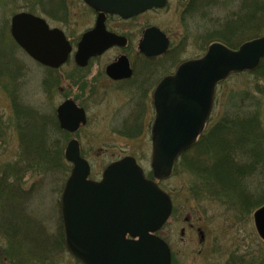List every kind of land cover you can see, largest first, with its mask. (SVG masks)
<instances>
[{
    "label": "rangeland",
    "instance_id": "1",
    "mask_svg": "<svg viewBox=\"0 0 264 264\" xmlns=\"http://www.w3.org/2000/svg\"><path fill=\"white\" fill-rule=\"evenodd\" d=\"M32 1L34 0H0V31L9 33L11 16L19 11H28L27 8ZM249 1L252 0H193L195 6L190 19H187L184 24L182 21V25L189 30L188 38L194 41L204 31L208 33L219 30L224 33L226 30L224 38L227 40L229 38L236 43L237 40L240 42L263 35L264 22L258 25L252 22L256 18L257 9L245 28L238 27L241 33L239 37L234 35V32L227 31L226 23L237 18L236 10H239L240 3ZM80 4L79 0H63L62 14L57 15L58 20L51 19L47 15L46 10L50 6H46L44 12L37 7L31 13L44 18L49 27L63 29L62 20L66 11H69V14H66L70 17L69 24L77 11L84 10L87 13ZM176 10L173 6L172 8L164 6L162 11L148 13L141 20L145 19L147 23L158 26L171 35V44L174 46L184 36L182 25L176 18ZM177 12L179 14V11ZM239 16L242 15L239 14ZM139 20L132 19L131 27L136 26ZM71 29L74 30V25ZM192 41L188 40L187 46L180 52V57L195 58L202 54L203 50H200L196 42ZM7 50L10 49L0 50V70L2 71L0 72V171H11L21 176V189L15 199L17 212L19 211L21 215L19 216L21 223L15 229L13 226L2 225L0 236L5 238L0 237V245L6 250L5 247L12 244L25 252L23 258L26 260L25 264H78L64 250L63 242H61L62 228L58 200L71 167L63 155L67 141L75 137L80 142L81 155L90 165V179L99 180L104 167L124 155L133 156L149 177L152 152L150 129L148 126L138 136L129 140L118 136L113 133L114 122L112 123V115L107 112V109L101 115L106 116V121H92L95 120V109L87 101L85 102L89 114L87 125L77 133L62 132L61 135L48 123L44 124L43 119H51L55 107L61 101V95L62 100L66 97L64 95H77V97L82 95L76 91L75 79L67 78L70 72L69 66L61 69L65 79H62V94L57 86L50 92H46V97L43 95L39 81L41 70L30 64L34 61L16 45L12 46V58L9 61V58H6L9 56ZM68 62H72L71 59ZM236 72L231 73L227 80H223L224 82L216 86L215 95L217 92L218 96L217 99L214 97L206 128L223 113L224 99L228 100L229 96H236L233 93L248 89L251 82L252 84L255 82L262 90L260 109L264 113V87L262 88L260 83H257V80L250 75L236 77ZM153 114L152 110L148 111V125ZM24 117L28 119V126L20 125L23 124V120L20 119ZM39 117L43 118L39 121L41 122L40 136L33 135L32 127L34 119L37 120ZM25 138L33 140L34 146L40 143L49 152L56 146V149L60 151L59 156L56 160L50 159L49 167L42 168L40 171H18L12 164L17 161L18 156L22 155L24 147L22 140ZM191 149L185 151L186 153L182 154L185 156L177 160L171 176L160 183V187L169 194L172 203L170 216L157 231L170 249V264H232V261L238 262L236 258L243 256L244 263L258 264L259 254L264 253V242L255 232L252 220L253 210L245 215L243 209V213L240 212L239 215L236 208L231 205H221L207 197L194 198L191 187L194 188L198 184L196 173H194V167L185 162L186 159L194 161L196 158L195 150L189 151ZM31 160L36 163L44 159L33 154ZM11 166L13 169L9 170ZM256 180V178H248L247 186L251 191L256 186ZM203 190L201 189L199 193ZM0 196L3 198L6 195L0 192ZM201 234L203 238H200ZM38 254L41 257H37ZM8 263V261L3 262V264Z\"/></svg>",
    "mask_w": 264,
    "mask_h": 264
},
{
    "label": "water",
    "instance_id": "2",
    "mask_svg": "<svg viewBox=\"0 0 264 264\" xmlns=\"http://www.w3.org/2000/svg\"><path fill=\"white\" fill-rule=\"evenodd\" d=\"M102 13L130 17L164 0H84ZM161 36L158 48L148 50L150 32ZM11 39L28 56L44 65L57 67L68 57L70 45L62 30L21 11L10 18ZM165 36L155 27L145 31L140 49L148 55L164 51ZM104 46L93 49L99 51ZM75 60L84 65L85 55ZM264 57V35L230 49L214 42L197 59L182 62L164 77L153 94L156 115L151 128V171L155 179L170 175L176 158L201 133L209 117L216 82L231 72L257 68ZM61 128L75 131L85 122L84 112L71 100L56 108ZM64 156L72 165L61 192L60 214L67 251L83 264H170L167 244L153 233L162 227L171 211L169 195L144 176L134 158L125 156L103 170L101 180L88 178L89 165L79 155L78 142L68 141ZM258 237L264 241V203L252 214ZM128 234L131 239H126Z\"/></svg>",
    "mask_w": 264,
    "mask_h": 264
},
{
    "label": "flooded vegetation",
    "instance_id": "3",
    "mask_svg": "<svg viewBox=\"0 0 264 264\" xmlns=\"http://www.w3.org/2000/svg\"><path fill=\"white\" fill-rule=\"evenodd\" d=\"M79 2L87 10V13L84 10L77 11L74 13V22L70 21L69 24L70 17L66 15L69 14V11H66L62 20V31L70 45L66 60L59 66L52 68L34 60L30 64L41 70L39 81L44 96H46V92H50L57 86L62 94V79H65L61 69L64 66H69L70 72L67 74V78L75 79L76 91L82 95L80 97H77V95H64L66 97H63V100L61 95V101L55 107L51 119H43L42 117H39L38 121L34 119L33 132H37V135L40 136L41 122L39 121L43 119L44 124L48 123L53 130L62 135L56 108L63 101L71 100L78 108L83 110L85 117L84 124H79L78 128L71 134L80 131L89 121L85 103L87 101L95 109V120L92 121H106V116L101 115L107 109V112L112 115V123L114 122L113 133L118 136L129 140V138L138 136L148 126L151 133L155 117L153 100L155 88L162 78L171 75L175 71L180 62L194 58L180 57V52L187 46L188 40L192 41L188 38L189 30L182 25V21L184 24L187 19H190L195 6L193 0H165L167 8L173 6L177 9L175 11L176 18L179 19L184 32V36L174 46L171 44V35L162 31L158 26L147 23L145 19L141 20L146 14L162 11L164 7H151L136 15L124 18L115 13H102L101 16L99 11L85 4L84 0H79ZM177 11H179V14ZM132 19H140L134 27L130 25ZM73 25L74 30L71 29ZM149 27L157 28L167 40V46L161 53L148 55L140 49L141 42L145 38V31ZM208 34L209 32L204 31L192 42H196L198 48L203 50L206 48L205 44L207 45ZM149 41L148 50L156 49L161 44V36L152 31L149 35ZM100 46L104 47L99 51L92 52L93 49ZM86 50H88V53L85 55L87 56L85 64L79 65L75 60L76 53L78 52L82 56ZM70 59L72 62H68ZM18 73H20V70ZM150 110L154 114L148 125V111ZM76 140L78 141V139ZM0 176V192L6 195L3 198L0 196V231L4 224L10 227L13 226L15 229L21 223L19 220L21 215L19 211L17 212V201L15 200L21 189V176L11 171H0ZM156 234L160 236L157 232ZM0 237L5 238L2 235ZM125 238L131 239L128 234L125 235ZM200 238H203L202 234ZM3 247L0 245V264L6 261L9 262L8 264H25L26 260H23L25 252L20 251L18 247L12 244L6 246V250ZM39 256L41 257L40 254L37 255V257Z\"/></svg>",
    "mask_w": 264,
    "mask_h": 264
},
{
    "label": "trees",
    "instance_id": "4",
    "mask_svg": "<svg viewBox=\"0 0 264 264\" xmlns=\"http://www.w3.org/2000/svg\"><path fill=\"white\" fill-rule=\"evenodd\" d=\"M46 6L50 7L46 10ZM37 7L42 12L46 10L49 18L58 20L59 16L57 15L61 16L62 14L63 0H34L27 9L31 12ZM256 9V18L252 22H256L257 25L261 22L263 24L264 13L261 11H264V0H257V4L256 0H252L248 3H240L239 10L236 12L238 16L239 14L242 16H237L236 19L226 23L227 31L230 30L239 37L241 33L238 27L245 28L246 24L251 22L250 18L254 16ZM225 32L226 30L224 33L219 30L209 32L207 44L215 39L230 48H236L242 42L237 40L235 43L229 38L227 40L223 36ZM10 38L9 33L0 31V50L10 49L7 50L9 56L6 57L9 58V61L12 58V46L15 45ZM3 53L2 56L4 57ZM0 72L2 71L0 70ZM240 75L254 77L263 88L264 58L255 70L235 73L236 77ZM233 94L236 96H229L228 100L227 98L224 99L223 104L225 103V105L220 117L204 129L191 147L192 149L190 148L189 151L195 150L196 152L194 154L195 160L186 159L185 162L194 167V173H196L198 184L193 185L194 188L191 187L194 198L207 197L210 200H216L221 205H231L236 208L239 215L240 212L243 213L242 210L244 209L246 215L264 203V113L260 109L262 90L255 82L253 84L251 82L248 89L245 88ZM217 96L216 92V99ZM20 120H23V124H20ZM20 120H17L20 125L28 126V119L24 117ZM36 134L37 132H33V135ZM28 136H30L29 131ZM34 140L36 143L35 138ZM22 143L24 146L22 155L18 156L17 161L12 164L13 168L18 169V171H40L42 168H48L49 160H53V158L56 160L60 153L56 146L51 148V152L45 150L38 141L39 145L34 146L33 140L29 138L22 140ZM33 154L46 161L32 162ZM28 156L30 157L28 158ZM12 166L9 170L13 169ZM248 178L257 179L253 191L247 186ZM201 189L204 190L199 193ZM61 236V240H63L62 233ZM236 260L238 262L232 261V264H246L244 263V256L238 257ZM258 264H264V253L259 254Z\"/></svg>",
    "mask_w": 264,
    "mask_h": 264
}]
</instances>
